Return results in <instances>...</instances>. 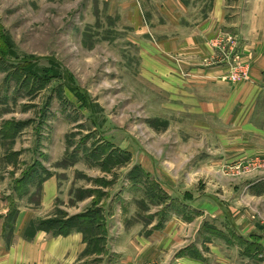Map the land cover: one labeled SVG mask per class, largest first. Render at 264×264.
Wrapping results in <instances>:
<instances>
[{
	"label": "rangeland",
	"instance_id": "obj_1",
	"mask_svg": "<svg viewBox=\"0 0 264 264\" xmlns=\"http://www.w3.org/2000/svg\"><path fill=\"white\" fill-rule=\"evenodd\" d=\"M212 1L184 0L193 8L187 27L207 17ZM247 1L225 0V19ZM131 7L127 0H0V172L24 185L34 206L43 178L53 176L57 187L53 207L26 232L57 236L79 227L88 253L107 255L108 264L106 216L112 236L121 223L147 241L156 223L165 226L173 212L185 217L196 200L215 218L225 216L227 233L254 230L263 242L248 246L235 235L239 255L264 264V186H248L264 163L245 177L252 164L230 162L237 169L227 187L214 183V172L199 171L200 151L246 147L236 134H199L198 123L189 122L176 106L180 92L167 90L168 75L158 71L167 56L152 47L168 28H152L150 10L135 20ZM156 18L165 25V16ZM208 45L228 67L224 80L248 79L239 31H221ZM235 68L246 78L231 80ZM88 214L83 227L78 217ZM178 230L186 242L189 226ZM200 250L205 256L207 245Z\"/></svg>",
	"mask_w": 264,
	"mask_h": 264
},
{
	"label": "crops",
	"instance_id": "obj_2",
	"mask_svg": "<svg viewBox=\"0 0 264 264\" xmlns=\"http://www.w3.org/2000/svg\"><path fill=\"white\" fill-rule=\"evenodd\" d=\"M127 1L132 5L131 10L136 12L135 20L140 11L150 10L151 17L156 19L150 22L152 28L156 27L157 31L160 27L168 28L165 32L160 31L164 35L153 38L152 47L157 55L162 58L167 56L165 66L157 64L158 71L165 69L168 75L167 90L180 92L177 93L179 101L176 106H182L189 122L198 123L199 134H222L223 137L236 134L238 139L243 140L241 145L246 147L245 150L200 151L199 171L214 172V183L221 187L235 183L236 176L232 175L237 164L230 163L234 160L252 164H247V171L250 172L245 171V177L252 176V171H259L260 164L264 163V0L247 1L243 11L237 7L227 20L225 11L230 6L225 0H213L207 17L190 27H187V22L192 19L186 16L193 8L184 0ZM156 15L165 16V25ZM191 15L194 16L193 13ZM139 26L142 28L141 24ZM224 30L239 31L247 44L246 55L243 56L249 64L247 80H224L228 67L218 60V54L208 45ZM205 59L210 61L204 62ZM154 169L152 173H156ZM262 171L249 179V187L256 189L264 186V169ZM4 174L0 172V264H106L105 259L110 257L89 254L82 234L77 230L57 236L41 229L36 230L32 237L26 234L32 220L45 217L53 207L57 195L53 176L41 180L40 199L34 206L28 199L29 194L21 191L25 186L20 183L16 186L14 180ZM229 180L232 181L227 182ZM195 201L192 203L195 211L185 212V217L173 212L165 226L156 223L147 241L121 223L120 235L112 236V221L106 216L108 238L113 240L111 249L106 245L113 255V261L108 264H239L237 256L243 259L242 264H252V260L239 255L236 237L240 241L244 239V244L248 246L256 240L263 242V239L255 237L254 230L239 227L228 228V233L231 232L229 236L226 224L222 222L225 216L219 214L215 218L214 213L199 203L195 204ZM188 226L190 237L184 242L178 229ZM190 227H195L196 235ZM202 244L208 247L209 253L205 256L200 252ZM156 258L159 261L154 260Z\"/></svg>",
	"mask_w": 264,
	"mask_h": 264
},
{
	"label": "trees",
	"instance_id": "obj_3",
	"mask_svg": "<svg viewBox=\"0 0 264 264\" xmlns=\"http://www.w3.org/2000/svg\"><path fill=\"white\" fill-rule=\"evenodd\" d=\"M88 217L90 218V216H89V214L88 215H80L78 218H79V221H80V223H81V225L84 227L85 225H84V220H86V219H88ZM91 220H92V216H91V218H90ZM94 222V221H93ZM44 222H42V224H43ZM89 223V225H91L92 223L91 222H88ZM98 224V223H97ZM88 226V225H87ZM105 226V225H104ZM104 226H101L102 227V230H103V232H105V228H104ZM73 229H76V230H80V228L78 227H75V228H73ZM72 230V228L71 227H67L66 226V229H60V230H58L57 232H56V234H65V233H68L69 231H71ZM32 231V230H31ZM81 231V230H80ZM26 234L28 235V236H30L31 235V233H30V230H28V232H26Z\"/></svg>",
	"mask_w": 264,
	"mask_h": 264
},
{
	"label": "built area",
	"instance_id": "obj_4",
	"mask_svg": "<svg viewBox=\"0 0 264 264\" xmlns=\"http://www.w3.org/2000/svg\"><path fill=\"white\" fill-rule=\"evenodd\" d=\"M231 80L237 81L246 78V74L243 70L239 71L235 68V71L231 74Z\"/></svg>",
	"mask_w": 264,
	"mask_h": 264
}]
</instances>
